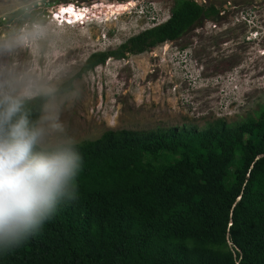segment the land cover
I'll use <instances>...</instances> for the list:
<instances>
[{"label":"trees","instance_id":"1","mask_svg":"<svg viewBox=\"0 0 264 264\" xmlns=\"http://www.w3.org/2000/svg\"><path fill=\"white\" fill-rule=\"evenodd\" d=\"M221 10L173 0L165 22L90 55L76 77L176 41ZM14 19L36 20L20 9L4 23ZM50 97L25 100L31 122ZM74 145L83 159L78 198L62 202L39 234L0 250V264H264V105L235 127L219 119L202 131L107 130Z\"/></svg>","mask_w":264,"mask_h":264},{"label":"rangeland","instance_id":"2","mask_svg":"<svg viewBox=\"0 0 264 264\" xmlns=\"http://www.w3.org/2000/svg\"><path fill=\"white\" fill-rule=\"evenodd\" d=\"M142 1L152 3L146 16L101 8L99 19L89 25L52 18L55 10L77 17L72 7L64 8L68 4L115 9ZM205 2L217 7L229 3L230 12L225 16L221 10L218 20L202 21L176 41L107 59L76 77L90 55L114 51L165 22L173 0H0V91H27L25 100L51 95L37 125L56 115L64 131L50 134L48 143L61 137L74 144L95 140L107 130L147 132L185 125L202 131L219 119L229 127L256 119L264 105V0ZM20 9L35 13L36 20L20 26L19 19L4 23ZM35 23L42 26V35L5 49L19 29ZM70 79V88L57 93Z\"/></svg>","mask_w":264,"mask_h":264},{"label":"clouds","instance_id":"3","mask_svg":"<svg viewBox=\"0 0 264 264\" xmlns=\"http://www.w3.org/2000/svg\"><path fill=\"white\" fill-rule=\"evenodd\" d=\"M98 5L74 9V4H68L64 8L72 7L77 17L69 13L61 15L55 10L52 18L71 25H89L99 19L96 11L146 16L152 3L142 1L120 11L108 8L110 5L106 8ZM230 8L231 5L228 9L222 6L221 15L227 16ZM88 11L91 16L84 18V12ZM42 33L38 23L21 28L4 47L10 50L13 46L27 45L31 38ZM28 95L27 91L19 95L0 91V250L5 252L39 234L57 214L62 202L78 198L77 180L83 166L82 156L71 139L61 137L53 143L47 142L50 134L64 131L58 116H45L41 125L30 121L24 106Z\"/></svg>","mask_w":264,"mask_h":264},{"label":"bare ground","instance_id":"4","mask_svg":"<svg viewBox=\"0 0 264 264\" xmlns=\"http://www.w3.org/2000/svg\"><path fill=\"white\" fill-rule=\"evenodd\" d=\"M119 5H120V7L116 8L118 11H120V10H126L127 8L131 7V6L133 5V3L130 2L128 7H124V4H122V5L119 4ZM111 8H112V7H111ZM113 9H114V8H113ZM57 12H59V11H57Z\"/></svg>","mask_w":264,"mask_h":264},{"label":"built area","instance_id":"5","mask_svg":"<svg viewBox=\"0 0 264 264\" xmlns=\"http://www.w3.org/2000/svg\"><path fill=\"white\" fill-rule=\"evenodd\" d=\"M229 4V3H228ZM108 8H110V6L108 7ZM224 8L225 9H228V5H224ZM224 12H222L221 14H223ZM247 39L249 40L250 39V37H247Z\"/></svg>","mask_w":264,"mask_h":264},{"label":"water","instance_id":"6","mask_svg":"<svg viewBox=\"0 0 264 264\" xmlns=\"http://www.w3.org/2000/svg\"><path fill=\"white\" fill-rule=\"evenodd\" d=\"M261 156H263V155H261Z\"/></svg>","mask_w":264,"mask_h":264}]
</instances>
